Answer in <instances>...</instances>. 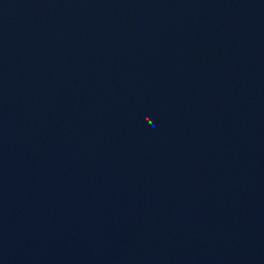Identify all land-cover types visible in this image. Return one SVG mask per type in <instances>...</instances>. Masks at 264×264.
Segmentation results:
<instances>
[{"label": "water", "instance_id": "obj_1", "mask_svg": "<svg viewBox=\"0 0 264 264\" xmlns=\"http://www.w3.org/2000/svg\"><path fill=\"white\" fill-rule=\"evenodd\" d=\"M0 264H264V0H0Z\"/></svg>", "mask_w": 264, "mask_h": 264}]
</instances>
